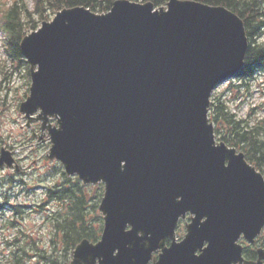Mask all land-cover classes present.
<instances>
[{
  "label": "water",
  "instance_id": "water-1",
  "mask_svg": "<svg viewBox=\"0 0 264 264\" xmlns=\"http://www.w3.org/2000/svg\"><path fill=\"white\" fill-rule=\"evenodd\" d=\"M247 47L234 12L190 0L64 8L22 38L26 126L40 123L67 176L104 185L100 240L80 241L70 264H264V247L247 262L239 243L264 228V177L208 119ZM5 166L18 170L3 148Z\"/></svg>",
  "mask_w": 264,
  "mask_h": 264
},
{
  "label": "trees",
  "instance_id": "trees-1",
  "mask_svg": "<svg viewBox=\"0 0 264 264\" xmlns=\"http://www.w3.org/2000/svg\"><path fill=\"white\" fill-rule=\"evenodd\" d=\"M116 0H33V7H27L24 1H14L8 8L0 11V29L5 38V48L12 63L13 69H18L24 64L26 76L29 79L28 67L23 60L19 44L21 38L27 33L37 29L39 24L50 18L57 11L66 7L84 6L96 13L109 11ZM135 2L150 1L155 7L166 5L168 0H131ZM211 6H224L236 13L243 21L248 38V48L244 58V66L236 75V81L241 84L234 88L235 98L241 97L243 87L249 89L258 73L264 72V0H192ZM4 72V71H3ZM264 99V88L261 89ZM27 93V91H26ZM264 111V102L260 104ZM255 108H251L253 112ZM249 116V113L247 114ZM209 119L214 125V133L218 141L224 142L229 147H234L245 155L246 160L255 166L264 177V118L254 121L248 118H238L231 110L230 105L221 95L213 93L209 107ZM55 122V121H53ZM37 127V126H36ZM30 144L31 142H27ZM48 145L42 146L46 149ZM45 158V156H44ZM50 177L58 176L60 179L50 186H42L44 200L39 208L51 202L59 208L47 216L53 228L49 234V248H44L42 238L37 240L31 235L15 234L13 239L7 240V246L12 247L11 253L0 264H23L30 257L34 249L37 264H70L72 251L83 239L96 242L101 235L103 220L98 212V205L103 195V185L84 186L76 177H68L62 167L56 163ZM18 173H13L6 179L0 180V188L5 186L9 190L20 182ZM18 184H14V183ZM20 186V185H19ZM7 194V193H6ZM4 193V203L7 196ZM3 204H0L2 206ZM5 205V204H4ZM22 205H15L12 217L8 222L13 229L18 227L16 217L23 215ZM180 228L178 237L181 238ZM22 232V229L17 232ZM23 238L24 241L20 239ZM169 244V241H167ZM243 256L247 260H255L256 248L264 246V230L257 237L254 245L244 244ZM31 248V249H30Z\"/></svg>",
  "mask_w": 264,
  "mask_h": 264
},
{
  "label": "rangeland",
  "instance_id": "rangeland-1",
  "mask_svg": "<svg viewBox=\"0 0 264 264\" xmlns=\"http://www.w3.org/2000/svg\"><path fill=\"white\" fill-rule=\"evenodd\" d=\"M14 1L16 0H0V11L8 8ZM18 1L20 3L22 0ZM23 1L28 8L33 7V0ZM261 40H264V34ZM5 46L4 34L0 29V150L4 148L13 152L16 158L20 160L22 158L20 166L21 171H24V173L15 177L20 184L16 182L14 184L18 185L14 188L9 190L8 187L3 186L0 190L1 193H7V202L0 208V262L11 253L13 248L7 246V240L13 239L15 234L31 235L37 240L42 238V243L40 241L39 245L42 244L44 248H49V234H51L53 228L47 216L56 212L59 206L51 202L39 208L44 200L42 186H50L60 179L58 176H49L55 163L44 158L46 151L35 147L36 145L30 148L31 145L27 143L31 140L25 127V120L23 115L19 113L18 107L26 95L29 79L26 76L24 64L20 65L17 70L13 69L10 58L6 54ZM238 84H241V82L235 79L229 80L218 85L214 93L221 95L228 102L238 118H248L254 121L264 117V111L260 108V104L264 102L261 93L262 86H264V72L257 76L249 89L243 87L244 91L241 92V97L236 99L234 91L239 89L234 87ZM253 107L255 110L251 112L250 109ZM248 113L249 116H247ZM11 175H13L12 169L0 170V180ZM3 199L4 197L0 196V204H2ZM17 204L23 206L21 210L24 213L22 217L21 215L16 217L18 227L13 229L8 221L15 217L13 208ZM19 229L23 231L17 232ZM182 232L183 224L180 233ZM20 240L24 241L23 238ZM29 254L30 257L26 258L23 264H37L34 249H31Z\"/></svg>",
  "mask_w": 264,
  "mask_h": 264
}]
</instances>
